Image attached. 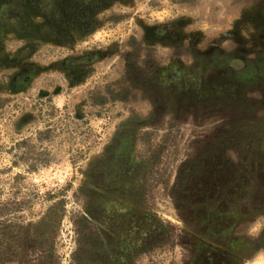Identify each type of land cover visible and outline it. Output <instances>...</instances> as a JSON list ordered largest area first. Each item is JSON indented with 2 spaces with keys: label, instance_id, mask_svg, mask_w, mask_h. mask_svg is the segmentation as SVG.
Returning <instances> with one entry per match:
<instances>
[{
  "label": "rangeland",
  "instance_id": "rangeland-1",
  "mask_svg": "<svg viewBox=\"0 0 264 264\" xmlns=\"http://www.w3.org/2000/svg\"><path fill=\"white\" fill-rule=\"evenodd\" d=\"M61 9L0 37V264H264V0Z\"/></svg>",
  "mask_w": 264,
  "mask_h": 264
},
{
  "label": "flooded vegetation",
  "instance_id": "flooded-vegetation-1",
  "mask_svg": "<svg viewBox=\"0 0 264 264\" xmlns=\"http://www.w3.org/2000/svg\"><path fill=\"white\" fill-rule=\"evenodd\" d=\"M62 2L63 0H8L6 4H3L4 2L0 0V37L2 35V31L16 33L23 39L48 38L50 35L54 36L56 33V39L58 42L61 45L67 44L68 41L71 40V36L68 34L69 32L65 29V27L62 26L61 29L55 27L53 29L47 30L49 23H43L38 28H33V26H31L32 14L38 16L41 15L46 19L49 18V16L52 17L53 13L56 11L57 14L64 16L63 10L61 9ZM56 5L58 6V10L54 8ZM69 28H74V26H69ZM64 35H67V37L64 38ZM30 45L31 44L23 46L22 48L18 49L16 53L15 64H21V66H23V72H19V74L15 76V79L19 80L24 86L29 85L32 79V70L28 71L31 64H26V61L32 56L31 54H33V52L30 51ZM74 61L77 63L71 64L67 62L66 66L73 70H79L80 68L91 64V60L86 61L85 58L74 59ZM104 98L107 99L106 97ZM86 194L88 196L87 200L89 201L87 208L90 213L89 216L92 215L93 218L96 219L93 221V223L96 225L101 235L104 238H107V241L110 242L111 235L107 234V232L104 230L107 229L105 224V210L100 204H98L93 193L88 191Z\"/></svg>",
  "mask_w": 264,
  "mask_h": 264
},
{
  "label": "trees",
  "instance_id": "trees-1",
  "mask_svg": "<svg viewBox=\"0 0 264 264\" xmlns=\"http://www.w3.org/2000/svg\"><path fill=\"white\" fill-rule=\"evenodd\" d=\"M111 261L110 260H105L103 264H110Z\"/></svg>",
  "mask_w": 264,
  "mask_h": 264
}]
</instances>
